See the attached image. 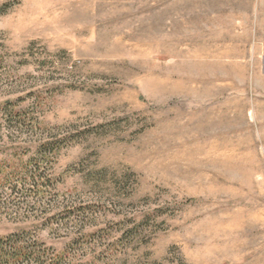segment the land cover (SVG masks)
I'll return each mask as SVG.
<instances>
[{
  "label": "rangeland",
  "instance_id": "1",
  "mask_svg": "<svg viewBox=\"0 0 264 264\" xmlns=\"http://www.w3.org/2000/svg\"><path fill=\"white\" fill-rule=\"evenodd\" d=\"M0 241L264 264V0H0Z\"/></svg>",
  "mask_w": 264,
  "mask_h": 264
},
{
  "label": "trees",
  "instance_id": "2",
  "mask_svg": "<svg viewBox=\"0 0 264 264\" xmlns=\"http://www.w3.org/2000/svg\"><path fill=\"white\" fill-rule=\"evenodd\" d=\"M4 244L8 245V243H6V241H0V245H2L0 247V264H19V262L22 261H28L27 259H30V257L28 258L27 255H25V253H21V251L18 252H14V255L11 256L12 258V263L9 262V260H7L6 262H4L5 258L10 257L8 254H6V250L4 249ZM31 256H33L31 254ZM41 264V263H40Z\"/></svg>",
  "mask_w": 264,
  "mask_h": 264
}]
</instances>
